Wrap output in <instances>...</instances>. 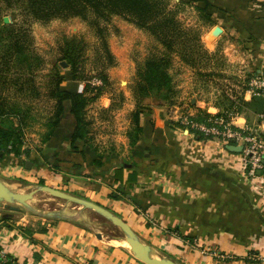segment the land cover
<instances>
[{
  "label": "crops",
  "instance_id": "0c3cea01",
  "mask_svg": "<svg viewBox=\"0 0 264 264\" xmlns=\"http://www.w3.org/2000/svg\"><path fill=\"white\" fill-rule=\"evenodd\" d=\"M209 1L207 10L216 22L201 36L208 64L200 57L194 68L176 58L177 105L150 101L135 144L137 103L128 76L137 74L138 62L128 54L136 39L127 32L150 40L121 18L109 37L116 59L109 69L111 84L87 107L88 136L73 143L76 122L67 109L53 133L40 134L25 162H31L27 168L33 166L29 173L38 176V185L44 180L107 207L146 245L179 263L249 264L246 257L255 250L256 264H264V183L256 185L246 176L241 152L194 137L178 124L185 114L234 108L238 128L264 134V92L254 93L247 83L264 75V0ZM144 52L143 58L149 55L147 44ZM68 75L64 88L83 92L86 82ZM21 161L13 153L1 156L0 178L8 184ZM37 210L0 203L1 243L12 264H145L123 244L110 242L119 240L94 230L87 209Z\"/></svg>",
  "mask_w": 264,
  "mask_h": 264
},
{
  "label": "trees",
  "instance_id": "16d2710c",
  "mask_svg": "<svg viewBox=\"0 0 264 264\" xmlns=\"http://www.w3.org/2000/svg\"><path fill=\"white\" fill-rule=\"evenodd\" d=\"M5 6L21 10L31 15L36 21L47 23L54 19L79 18L87 21L95 30L99 42L98 60L102 61L98 73L90 76L86 72L87 42L77 36L64 34L59 42V57L52 66L51 72L46 76V97L53 102L52 112L49 117L48 128L50 133L65 119L67 109L76 122L72 136L73 143L84 139L90 132V122L87 120V107L101 94L107 91L111 84L109 69L116 65V59L109 44V24L114 17H120L135 24L138 28L147 31L156 41L155 51L145 57L138 65L135 82L132 86L137 108L133 112L135 137L131 134V142L135 144L142 132L140 118L144 110L149 108L150 101H160L173 105L177 97V87L171 73L175 58L191 67L199 65L200 57L207 55L203 49L200 37L196 31L185 27L179 18V7L185 5L179 1L173 7V0H2ZM175 1V0H174ZM201 2L203 6L197 7L200 14L213 24L208 8L209 0H193ZM203 17V18H204ZM29 37L20 34L12 25L0 28V89L10 85L18 86V91L30 95H38L35 79L39 68L43 65L40 55L30 49ZM203 50V51H202ZM203 52V53H202ZM66 62L67 66L62 63ZM67 74L74 81H85L86 88L83 92L69 91L63 84ZM99 78L101 85H92L91 80ZM1 96V95H0ZM29 97V96H28ZM69 106V107H67ZM7 106L0 102V117L5 118ZM234 109V108H230ZM9 113V112H8ZM13 114H19L13 113ZM212 114L200 111L195 119L202 121ZM24 120H21L23 124ZM9 127L0 126V157L13 153L17 156L31 151L23 146V136L15 128L13 122ZM179 126H182L178 123ZM48 135L46 139L49 138ZM264 136V134H263ZM122 167L117 169V176L121 175ZM41 185L45 181L41 180ZM9 217H5L7 220ZM259 253L250 251L246 257L249 264L259 262ZM1 264H12L9 263Z\"/></svg>",
  "mask_w": 264,
  "mask_h": 264
},
{
  "label": "rangeland",
  "instance_id": "374dc122",
  "mask_svg": "<svg viewBox=\"0 0 264 264\" xmlns=\"http://www.w3.org/2000/svg\"><path fill=\"white\" fill-rule=\"evenodd\" d=\"M178 2V0H173V4L171 5L174 7ZM183 2L185 5L176 9L179 11V18L185 27L196 31L201 40V36L211 26V23L207 22V19L203 16V14H200L199 10H197V7L203 5H196V2L193 3V0H184ZM120 19V17H114L109 24L110 36L115 32V27ZM213 20L215 21V19ZM0 21V28L4 25L12 24L20 34L28 35L29 41L31 42L29 45L31 46L30 49H33L37 55H40L43 59V65L39 68L37 78L35 79V87L36 90H38L37 96H34V93H30V95H28L24 92V90L18 91V86L15 85H10L8 88L3 87V89H0V102L7 106L6 111L9 112L6 113L5 118L0 117V126L9 127L11 125L10 122H13V128H15L19 133L21 132V135L23 136L22 140L24 143L23 146L26 147L25 149H34L39 143L40 134L49 129L48 122L52 112L53 102L46 97L47 90L45 78L51 72L53 64L59 57L58 47L62 36L64 34H67L68 36H77L83 38L87 42L88 52L86 72L90 76H94L98 73V69H100V64L102 62L101 60H98L97 54L99 42L95 36V30L89 26L87 21H82L79 18H70L66 20L59 18L50 20L47 23L38 22L31 15H28L21 10H15L5 6L2 0H0ZM127 33L131 39L134 38V41L136 39L135 44L129 48L128 54L135 59L136 64L138 62V67L139 63L144 59L143 53H145L144 50L146 44L147 50L149 51L148 54L150 55L153 50L155 51L154 47L156 42L147 31L144 33L148 36L150 41H147L145 36L136 38L130 32ZM205 59H207V56L204 55V61ZM219 62L220 61H218V63ZM178 64L179 62H177V59L175 58L171 73L174 80L176 79V87ZM205 64L207 65L208 62L205 61ZM234 77L236 78L237 76L234 75ZM128 79L131 83H133L135 82L136 75L133 74L128 76ZM223 80L224 79H221V81ZM175 105L177 104L174 103L171 106ZM177 108L175 107L174 111L180 112ZM15 112H19V114H13ZM21 120H24L23 124L21 123ZM21 158L23 159V162L21 161L19 168L11 170V172L15 175L14 177H7V182H9L8 185L14 190L27 193L36 188L38 185L36 182L39 178L37 175L29 173L33 166H31L30 169L27 168L28 164H26L25 159L28 158V156L22 155ZM18 172L19 174L17 175ZM27 203L29 205H33L36 209H40V211L46 210L51 212L62 210V212L68 214L77 211V209L84 211L82 206L55 198L52 194L46 192H37L34 198L29 200ZM86 211L92 215L88 217V222L94 227V230L101 231L106 236L119 240L118 242L111 240V243L123 244L127 249L131 250L126 239L124 240V233L119 227L115 226L109 220L94 211Z\"/></svg>",
  "mask_w": 264,
  "mask_h": 264
},
{
  "label": "built area",
  "instance_id": "2783aa9c",
  "mask_svg": "<svg viewBox=\"0 0 264 264\" xmlns=\"http://www.w3.org/2000/svg\"><path fill=\"white\" fill-rule=\"evenodd\" d=\"M247 83L254 93L264 92V75H253ZM91 84L101 85L102 81L93 78ZM236 112L235 109H227L202 121L185 114L182 115L180 122L182 128L192 133L194 137H200L205 141H218L223 145L240 146L245 174L254 184L260 186L264 183V136L253 127L238 128L235 123ZM261 119L264 121V113L261 114ZM1 239L0 231V264L9 263L11 260L2 247Z\"/></svg>",
  "mask_w": 264,
  "mask_h": 264
},
{
  "label": "water",
  "instance_id": "95a60500",
  "mask_svg": "<svg viewBox=\"0 0 264 264\" xmlns=\"http://www.w3.org/2000/svg\"><path fill=\"white\" fill-rule=\"evenodd\" d=\"M62 64L67 66L66 62H63ZM227 149L236 152H241L242 150L240 146L235 145H227ZM27 164L28 167H30L31 162H28ZM37 192L50 193L55 198L78 204L82 206L83 209L91 210L100 214L122 230L125 235L124 240L126 239L130 244L133 256L145 264H182L171 257L157 253L152 247L146 245L129 222L99 203L48 185H37L34 190L27 193L19 192L14 190L0 178V203L10 205L18 204L20 207H24L31 212L38 213V210L34 206L27 203L34 198ZM97 236L99 238H104L102 233H98Z\"/></svg>",
  "mask_w": 264,
  "mask_h": 264
},
{
  "label": "bare ground",
  "instance_id": "6f19581e",
  "mask_svg": "<svg viewBox=\"0 0 264 264\" xmlns=\"http://www.w3.org/2000/svg\"><path fill=\"white\" fill-rule=\"evenodd\" d=\"M127 241V240H126ZM128 242V241H127ZM129 244V243H128ZM130 245V244H129ZM130 248H131V246H130Z\"/></svg>",
  "mask_w": 264,
  "mask_h": 264
}]
</instances>
